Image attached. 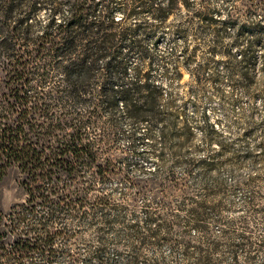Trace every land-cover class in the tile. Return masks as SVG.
<instances>
[{"label":"rangeland","instance_id":"374dc122","mask_svg":"<svg viewBox=\"0 0 264 264\" xmlns=\"http://www.w3.org/2000/svg\"><path fill=\"white\" fill-rule=\"evenodd\" d=\"M168 6H99L96 15L107 21L109 13L127 30L119 43L124 79L155 85L158 108L150 97L151 116L133 118L121 103L97 104L93 119L103 129L93 137L104 140L95 149L120 172L100 179L84 168L68 206L37 205L20 221L14 208L25 203L30 180L10 168L0 182V264L264 263V0H174L161 22L155 9ZM49 14L38 12L40 25ZM75 106L84 115L93 110ZM175 119L180 137L169 132L163 150L162 128ZM54 182L72 181L62 174ZM52 210L51 255L16 253L17 239H31Z\"/></svg>","mask_w":264,"mask_h":264},{"label":"trees","instance_id":"16d2710c","mask_svg":"<svg viewBox=\"0 0 264 264\" xmlns=\"http://www.w3.org/2000/svg\"><path fill=\"white\" fill-rule=\"evenodd\" d=\"M146 1L131 0V3ZM168 1V7L155 9L161 22H167L172 14L174 0ZM109 2L0 0V182L12 167L28 176L30 181L25 183L28 197L14 208L20 221L28 211L35 212L37 205L56 202L61 208L72 204L81 190L77 183L81 182L84 168L94 169L100 179L120 172L112 160L101 163L100 153L95 149L97 142L104 140L98 139L97 134L93 137L94 132L103 129L93 119L99 102H107L111 109L121 103L133 118L151 116L145 107L150 97L158 108L155 85L138 78L130 82L124 79L127 65L119 43L125 39L127 30L124 27L119 30L118 21L109 13L107 21L96 15L99 6L106 7ZM123 4L128 8L127 2ZM63 5L68 9L61 19ZM43 8H49L50 14L46 23L40 25L36 17ZM198 16L209 18L202 13ZM132 47L142 53L139 44ZM60 101L64 104L57 109L55 104ZM83 103L93 105L88 115L71 110ZM177 125L176 119L165 122L161 135L163 150L171 139L169 132L180 137ZM184 131L188 133L187 129ZM62 174L72 182L62 186L49 184ZM81 194L88 198L90 191ZM56 211L41 217L38 228H31L38 230L31 239H17L16 253L38 250L51 255L52 249L45 247L56 234L50 224ZM1 219L0 213V225ZM12 223L15 228L21 226L19 220ZM97 259L102 262L98 256Z\"/></svg>","mask_w":264,"mask_h":264}]
</instances>
